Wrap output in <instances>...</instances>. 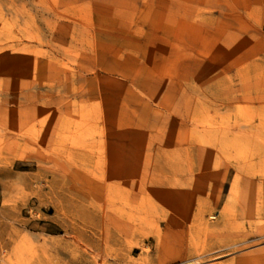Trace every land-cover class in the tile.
<instances>
[{"label":"rangeland","instance_id":"obj_1","mask_svg":"<svg viewBox=\"0 0 264 264\" xmlns=\"http://www.w3.org/2000/svg\"><path fill=\"white\" fill-rule=\"evenodd\" d=\"M0 264H264V0H0Z\"/></svg>","mask_w":264,"mask_h":264}]
</instances>
